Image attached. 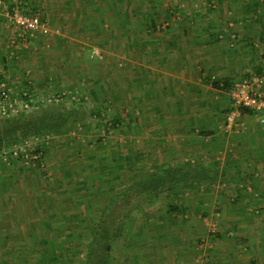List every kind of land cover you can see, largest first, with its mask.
Listing matches in <instances>:
<instances>
[{
	"label": "crops",
	"instance_id": "1",
	"mask_svg": "<svg viewBox=\"0 0 264 264\" xmlns=\"http://www.w3.org/2000/svg\"><path fill=\"white\" fill-rule=\"evenodd\" d=\"M32 1L39 8L46 4L44 0ZM215 1L228 11L202 14L200 12L193 19L197 25L199 24L198 27L193 25L181 33L175 29L164 30L163 15L157 17L160 13L151 14L147 10L141 16L143 17V32L139 34L141 37L139 40L127 38L134 34L133 23L129 18L116 19L118 25L116 21L115 24L118 30L114 26L108 28V23L105 24L107 29L105 26V30L99 27L101 30L92 34L93 36L97 33L98 43L106 42L108 40L106 35L122 38L121 41L117 40L114 49L110 47L108 49L113 52H123L127 58L129 57L128 59L142 54L141 61L129 64L132 69L131 78L126 79L129 85L123 89V93L112 94L110 97L109 90L104 88L91 95V98L96 99L98 104L103 106L107 104L106 100L109 101L110 103L106 105L108 107L104 110L107 111L108 108L110 111L112 109L109 107L114 108L115 115L118 114L116 116L122 119L123 115V121L127 120L132 132L139 129L138 132L143 134L141 139L143 143L140 144L143 147V158L141 159L143 168L152 170L153 168H165L168 165L176 167L185 164L194 168H204V171L199 173L197 170L192 172L191 177L186 179L191 182L196 181V185L179 183L173 187L170 204L176 206L175 211L178 209V222L175 223V227L180 229L174 230L173 240L167 244L165 243L167 239L164 241L162 238L155 237L152 238L155 241L152 247L147 245L148 242L146 247L143 246L144 254H146L143 260H146L147 264L150 262L152 264H206V262L210 264V261H216V264H250L251 261L264 259V124L252 111L242 109L234 123L227 125L226 117L224 120L219 119L220 110L212 104L213 93L215 90H221L226 94L229 102L225 116L231 110L228 87L234 83L235 77L243 74V52L245 50L254 53V58L260 63L258 69L261 71V66L263 71L259 75L264 76V59L261 58L264 54V40L261 39L260 44L257 41L260 36L264 35V29L263 24L258 22L261 19L258 13H253V16L251 14L241 15L238 7L234 5V0ZM48 2L53 5L51 4L46 9L54 12L52 14L54 17H49L50 23L52 27L60 29L68 24H66L69 21L67 16L70 10L76 8L75 5H91V9L90 6L83 7L82 11L97 12L98 20H100L104 15L100 4L116 5L112 9H115V13L118 12L121 17L123 13L124 16L131 14L130 4L143 3L142 0H48ZM71 4L73 8L70 10L65 8L60 11L61 5ZM55 5L60 6L57 8ZM123 5L127 6L123 7ZM78 12L80 13L77 8V16L69 22L70 28H74L70 26V23L72 26L75 25V31L66 29L65 33H53L47 36L37 33L29 36L30 47L36 44L34 48L39 45L45 48L47 46L45 43H49L50 38L61 43L64 41L63 36H70L75 32H78L79 35H77L82 38L90 35L93 31L92 27H87L86 31L83 23L79 29L76 27L80 24ZM155 18L158 22V25L155 24L156 27L152 26ZM56 19L57 22H55ZM245 19L251 22L252 28H244L248 26L245 24ZM3 20L6 23L4 18ZM8 26L14 29L13 34H15L16 28L12 25ZM39 41L42 43L39 44ZM256 46H260V49ZM229 49H232L231 53L234 51L235 54H227L230 52ZM258 53L262 55L259 56ZM117 81L119 83V80ZM262 89L264 91V84ZM104 94L106 99H100L101 96L104 97ZM112 96L115 97L112 98ZM81 98L75 99L78 101ZM106 111H104L105 114ZM129 140L133 141L131 138ZM129 144L131 147L136 143L133 141V144L131 142ZM50 146L49 149H51ZM71 147L76 149L75 153L81 154L82 162L70 161L65 154L57 157H52L50 154L48 158L50 152L48 149L49 152L45 154L47 170L26 167V170H36L43 174L46 178L45 182L49 181L44 186L45 189L50 188L49 191H44L43 197L45 196L46 199H39L38 207L34 203L30 206V201L36 199V189L31 193L32 198L26 201L19 196L22 195L20 194L21 188L17 189L19 199H16L18 197H16L15 189L11 191L5 185V181L13 178L10 177L11 175H15L14 170L7 169L0 173V182H2L0 186V259L5 257L14 259L15 254L18 258L21 256L19 255L21 251H23V256H29L27 246L30 236L39 235L42 239L45 227H49V231L47 230L49 234H53L57 228L59 231L67 229L70 226L69 221L75 222V227H83L82 222L77 225L78 213L73 215L74 219H72L67 217L65 212L67 206L70 205H75V209H78L76 202H88L89 198L83 196L88 197L91 194L83 193L88 185L82 186L81 177L84 176V172L80 170L81 165L89 166L95 160L97 163H102L103 159L98 158V154L85 153L82 150L83 145L77 142L69 146L61 141L57 145L60 153ZM71 151L73 152V149ZM208 168L212 169L211 175ZM29 177L33 180L37 179L31 172L27 173V180H30ZM91 178L96 181L101 180L100 175H92ZM213 179L223 181V187L213 190L205 184V181ZM70 181L72 184L68 187ZM229 181L234 182L229 183ZM24 194L29 195L30 192ZM69 194L73 196L68 197ZM76 196L83 197L82 202L81 198L76 199ZM215 209L221 210L224 218L220 216L219 220L225 222L227 227H234L237 231L236 235L232 239L229 238V234L233 233L232 230L229 231L222 244L209 241L208 238L204 248H200V244L197 245L195 240L185 241L186 247H191L187 249L182 242L183 233H185L183 231L186 228L189 231L197 228L199 230L202 226L198 218L199 213L208 214L214 212ZM80 210L82 213L83 208L80 207ZM45 213L53 216L50 219L58 218L59 220L43 221L40 216ZM60 215L64 217L59 218ZM205 220L206 218L203 219L204 226L207 223ZM157 226L164 227L163 224L158 223ZM162 227H157L155 236L164 235ZM181 227H184L183 231ZM176 233H178L177 236ZM203 235V239L207 238L206 234L203 233ZM58 237L60 241L65 240L61 235ZM189 237L191 236L186 238ZM174 244L178 245L177 251ZM211 244H214V249L219 251H212L213 245ZM171 246L170 253L168 250L170 251ZM18 247L20 248L15 251L14 248ZM197 255L198 257L195 258ZM164 260L167 262L165 263ZM262 263L264 264V261Z\"/></svg>",
	"mask_w": 264,
	"mask_h": 264
},
{
	"label": "rangeland",
	"instance_id": "2",
	"mask_svg": "<svg viewBox=\"0 0 264 264\" xmlns=\"http://www.w3.org/2000/svg\"><path fill=\"white\" fill-rule=\"evenodd\" d=\"M47 2L48 0H44V3L46 4L41 5L40 7L47 17H54L52 15L54 12L46 9V7L49 8L51 4L53 5V3ZM142 2L143 3L139 4H130L131 14L124 16L123 13L121 14V17L118 12L115 13V9H112V7L115 8L116 5L100 4L101 9L104 12L103 18L100 20H98L97 12L91 13L90 11V13H87V10L82 11L83 7L90 6L89 8L91 9V5H75L76 8H73L72 4L61 5L59 8L60 11H63L65 8H69V10L70 8L73 9L70 10V14L67 16V18L69 17V21H67L66 24H68L63 29L59 28L60 32L65 33L66 29L72 31L76 30L75 25L72 26L71 23L70 26L74 28L69 27V22L74 18V16H77V8L78 11H80V13L78 12L80 24L76 27L79 29L81 23H83V25L86 26V28H84L85 31L87 27H92L93 31L90 35L83 38L78 36V32H75L70 36H63L62 38L64 41L61 43H57L55 42V39L52 40L53 38L51 39L49 37L52 41L49 39L48 41L50 42L45 43V45L47 44L45 48L39 45L42 41H39V46L37 45V48H34L36 44L30 47V39L19 36L18 31L13 34L14 29L8 26L7 23H4L3 16L0 14V75L2 76V79L6 80L12 88L15 98L17 97L20 100H23L25 93H27L35 99V105L30 106L28 109H20L19 106L18 109L20 110L18 112L0 116L1 129L11 124V122L8 123V121H5L6 119H16L17 121L15 123L20 125L24 122L19 119L20 117L26 116L27 118L31 114L34 116L39 115L35 113L42 111L47 107L59 106L62 103L65 107H75L80 110L87 111H91L93 108L101 106V112L103 113L102 119L99 117L89 118L86 116V118L82 119L81 123L77 127H71L64 132L56 134L47 133L46 135L39 134L36 136L38 139L28 136L27 140L24 142L18 141L13 144L9 143L8 146H2V148H0V152L5 147L8 152L10 151V147L12 145L18 143L21 145H24L27 142L32 144L37 143L41 146V148H46L52 145L50 146L51 149L48 148L50 151H48V158L50 154L52 157L65 154V157L70 161H81V154L75 153V148L71 147L70 149H65V151H62L61 153L57 149V145L61 141L69 146L74 145L77 142L83 145L82 150L85 153H90L92 155L98 154V158L103 159L102 163H97V160H95L89 166H86L85 164L81 165L82 167H80V170H83L84 172V176L81 177L83 179L82 186L88 185L83 193L89 192L91 194L88 197L83 196L85 198H89L87 199L88 202H82L83 197L78 198V196H76V199L80 200L81 198L82 202H76L78 209H75V205H70L67 206V211L65 212V215L72 219H74L73 215H77L76 213H78L79 217L77 225L82 222L83 224H81V226L83 227H75V222L71 223L69 221L70 226H68L67 229L59 231L57 228L56 231H53V234H49V227H45L42 239L39 235L30 236V242L27 246L29 247V256H23V251H21L19 252V255L21 254L20 257L17 258L16 254L14 259L5 257L4 259H0V264H87L93 232L99 224L103 207L107 201L114 197L113 195L116 192L122 191L120 189H126L130 183L136 182L138 177L143 175V170L145 169L143 168L144 165L141 161L143 158V147L140 146V144L143 143L141 140L143 138V134L138 132L139 129L132 132L131 126L127 123V120L125 119L126 122L123 121L124 116L122 115V119L116 116L118 114L115 115L114 108L109 107L112 109L110 111L108 108L107 111L104 110L105 107H108L106 105L110 103L109 101L106 100L107 104L103 106L98 104L96 99L91 98V95L104 88L109 90L108 93L110 97L112 94H118L120 92L123 93V89H126V86L129 85L126 79L131 78L132 69L129 64L141 61L140 58L143 59L141 56L142 54L133 57V61L131 62L132 59H128L129 57L127 58L123 52L118 53L117 51L113 52L108 49L109 47L114 49L116 47L117 40L121 41L122 38L106 35L108 40L103 43H98V35L97 33H94L92 36L93 32L101 29H107V25L105 26V24L108 23V28L114 26L118 30L119 28L117 27L118 24L116 19L129 18L131 23H133V26H131L133 27L132 31L134 34L127 38H129V40H139L141 38L139 37V34L143 32V17L141 16L142 13L147 12V10L148 13L151 14L160 13L157 17L163 15V23L165 24L164 30L175 29L180 31V33L181 31H187L189 27H193V25L198 27L199 24L197 25L193 19L200 12L202 14L214 12L222 13L223 11H228L227 9H224L223 5L218 4L215 0H142ZM234 5L238 7L237 9L241 12V15L251 14V16H253V13H258L261 18L258 22L263 24L262 28L264 29V0H234ZM59 6L60 5H58L57 8ZM124 6L127 5H123V7ZM54 10H56V8ZM134 20H136L135 23ZM57 21L58 20L56 19L55 22ZM115 21L117 25L115 24ZM156 21L157 18H155V20L153 19L152 26L156 27L155 24L158 25V22ZM245 24L248 26H244V28H252L251 22H247L246 19ZM104 26L106 27L105 29ZM149 26H151V24ZM261 39L264 40V35L260 36V39L257 40L259 44ZM256 47L260 49V46ZM94 49H98L100 51L99 56H92V51ZM229 51V53H225L229 55L235 54L234 51L231 53L232 49H229ZM262 53H258L259 56L262 55ZM253 54L247 50L243 52V74L240 77H235L236 79H234V83L239 80L259 75L263 72L261 66V71H259V60L256 61ZM225 56L227 55L225 54ZM261 58L264 59V54ZM117 80H119V83ZM117 85L120 87H116ZM79 97L82 98L77 101L75 98ZM101 97L102 98L100 99L102 100L106 99L105 94L104 97ZM114 97L115 96H112V98ZM228 103V97L226 94L221 90H215V93H213L212 104L213 107L219 108L220 111L218 112V118L221 120H224V117H226L225 115ZM103 110L106 111V114ZM87 111L85 114H87ZM130 138L136 143L134 144L135 146L131 145V147H129V142L133 144V141L129 140ZM72 149L74 153L71 151ZM102 153H105L106 155L104 156ZM12 160H9V158L5 160L3 157H0V173H2V171H6L7 169H13L15 173V175L13 174L14 176L10 174V177L13 178L5 181V185H7L11 191L15 189L16 197H18L16 199H19V196H21L25 201L32 198L31 193L36 189V199L30 201V206L34 203L38 207L39 199H46L45 196L43 197L44 191H49L50 188L47 187V189H45L44 186L47 185L49 181L45 182L46 178L44 175L38 171L36 172V170H26V167H35V169H40L39 167L27 166L22 160H14V158ZM104 163L106 164V170L103 166ZM47 167L48 164L46 163V170ZM87 170L88 172L86 173ZM29 172L35 174L37 179L33 180V178L29 177L30 180H27L28 178H26V176ZM209 174H212V169ZM92 175H100L101 180L96 181V179H92ZM182 179L183 178L179 181L176 180V182H179L181 185H187L188 183L195 184L196 182L188 180L182 182ZM230 182L233 183L234 181H229V183ZM71 184L72 182L70 181L68 187H70ZM205 184L213 190L223 187V181H219L217 179L205 181ZM0 186H2V182H0ZM78 186H80V184ZM17 189L21 190L20 194L22 195L17 196ZM27 192H30V194H24ZM171 192H173L172 189H167L160 194L161 198L160 196L157 198H151L148 200V203L146 202V205H143V202H141L138 207L134 205L136 201L133 200L132 203H129V207L126 204L127 215L124 220L117 219V215H113V220V216L109 221L107 220V226L111 223L114 225L117 222L119 227L116 236H114L115 238L111 241V247L108 254L109 264H147L146 260H143V257L146 255L144 254L145 249L143 246L146 247L147 245H150L152 247V243L155 242L152 238L155 237L162 238L164 241L167 239V242H165L166 244L173 240L172 236L174 235V230H179L180 228L175 227V223L178 222V209L176 211L174 209L171 213L168 210L172 197ZM72 193H74L73 190ZM71 196H73V194H69L68 197ZM80 207L83 208L82 213H80ZM220 211L219 209H215L214 212H210L208 214L199 213L200 216L198 215V218L203 226H200L199 230L197 228L196 230L193 229L189 231V229L186 228V230L183 231L184 227H181V230L185 232L183 233L184 239L182 242L184 243L185 241L195 240L198 245L204 238V233L207 235V238L205 239L209 238V241L219 242L222 244L223 240L227 238L226 233L231 230L233 233L229 234V238L232 239L236 235L237 231H235L234 227H227L225 222H221L219 220L220 216L224 218L221 215L222 212ZM173 212L176 214L174 213V215H172ZM35 215L37 214L35 213ZM51 217L53 216L48 215L47 213L40 216L43 221L46 220L50 222L59 220L58 218L50 219ZM58 217L60 218L64 216L60 215ZM204 218H206V226L203 225ZM157 223L160 225L163 224L164 227L157 226ZM157 227H162L164 235L155 236ZM109 231L114 232V228ZM64 232L65 234H63ZM59 235H61L62 239L65 240L60 241L58 237ZM175 235L177 236L178 233ZM188 236H191L192 239L191 237L186 238ZM147 242L148 244L146 245ZM183 245H185V243ZM211 245H213L211 249L212 251H219L214 249V244ZM19 248L20 247L14 249L17 251ZM174 248L175 250L178 249V245L174 244ZM186 248L189 249L191 247L187 246ZM171 251L172 246L168 252L171 253ZM7 255L9 256V254H5V256ZM196 257H198V255L195 256V258ZM262 261H264V259L254 260L251 261L250 264H261ZM166 262L167 261H165V263ZM162 263L164 262L162 261ZM216 263V261H210V264ZM149 264H152V262ZM206 264H208V262H206Z\"/></svg>",
	"mask_w": 264,
	"mask_h": 264
},
{
	"label": "trees",
	"instance_id": "3",
	"mask_svg": "<svg viewBox=\"0 0 264 264\" xmlns=\"http://www.w3.org/2000/svg\"><path fill=\"white\" fill-rule=\"evenodd\" d=\"M0 80H2L1 75ZM216 86L219 85L216 84ZM101 109L102 107L98 106L93 108L91 111L80 110L75 107H65L62 103L59 106L47 107L46 109L35 113L39 115L34 116L31 114L27 118L26 116L20 117L19 119L24 121L20 125L15 123L17 121L16 119H6L5 121H8V123L11 122V124L7 125L3 129H1L2 127L0 126V148H2V146H8L9 143L13 144L18 141L24 142L27 140L28 136L36 138L39 134H56L64 132L71 127L75 128L81 123L82 119L86 118V116L89 118L99 117L102 119L103 113L101 112ZM86 111L88 115L85 114ZM34 145L36 151H43V157L46 160L45 154L48 152V147L41 148V146L37 143ZM12 159L13 157L9 156V160ZM19 160H22V158H19ZM103 166L105 169L106 164L104 163ZM196 168L190 166L189 164H185L183 166L176 167L168 165L165 168H153L152 170L144 169L143 175L139 176L136 182H132L126 189L116 192L113 195L114 197L107 201L102 209L103 212L101 214L99 224L93 232L87 264H109L108 254L111 247V241L115 238L114 236H116L119 227L116 221L114 225L111 223L107 226V220L109 221L113 215H117L116 217L119 220H124L127 215L126 209L127 206H130V202L132 203V201L135 200L136 202L134 205L137 207L141 204V202H143V205H146V202L148 203L149 199L155 197L157 198L167 189H173V187L179 183H177L176 180L179 181L183 178L182 182H184L187 178L191 177L190 175L192 172H196V170L198 173L200 171H204V168ZM207 170L208 172H211V169L208 168ZM175 208L176 206L170 204L168 210L169 212H172ZM113 218L114 216L112 217V220ZM112 228H114V232L109 231Z\"/></svg>",
	"mask_w": 264,
	"mask_h": 264
},
{
	"label": "built area",
	"instance_id": "4",
	"mask_svg": "<svg viewBox=\"0 0 264 264\" xmlns=\"http://www.w3.org/2000/svg\"><path fill=\"white\" fill-rule=\"evenodd\" d=\"M0 14H2L8 25H12L18 31V35L26 37L34 36L37 33L42 35H51L60 33L59 28L52 27L49 17H47L41 8L36 7L32 0H0ZM18 29V30H17ZM100 51L94 49L92 56H99ZM264 76L255 75L251 78L236 81L228 87L231 110L226 116L228 125H232L240 115L242 109L250 110L257 116L259 121L264 124ZM35 105V99L30 94L25 93L23 100L14 97L12 88L4 79L0 80V116L18 112L20 109H28ZM20 106V109L18 107ZM38 139V137H36ZM35 143H20L6 147L0 152V157L5 160L9 156L22 161L27 166H37L44 170L46 161L43 157V151H36ZM206 239H202L200 248L206 246Z\"/></svg>",
	"mask_w": 264,
	"mask_h": 264
}]
</instances>
